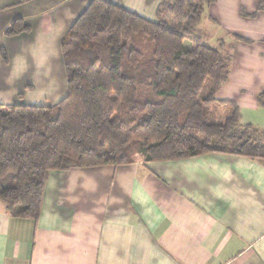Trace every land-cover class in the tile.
Returning a JSON list of instances; mask_svg holds the SVG:
<instances>
[{
    "label": "crops",
    "instance_id": "0c3cea01",
    "mask_svg": "<svg viewBox=\"0 0 264 264\" xmlns=\"http://www.w3.org/2000/svg\"><path fill=\"white\" fill-rule=\"evenodd\" d=\"M92 1L0 0V105L66 98L61 42ZM106 1L152 21L160 3ZM260 2L218 0L204 14L213 35L199 30L232 57L217 98L264 130ZM15 19L31 32L5 36ZM0 264H264V165L210 154L52 171L37 222L14 218L0 200Z\"/></svg>",
    "mask_w": 264,
    "mask_h": 264
},
{
    "label": "trees",
    "instance_id": "16d2710c",
    "mask_svg": "<svg viewBox=\"0 0 264 264\" xmlns=\"http://www.w3.org/2000/svg\"><path fill=\"white\" fill-rule=\"evenodd\" d=\"M217 1L159 0L155 21L91 2L61 42L66 98L52 107L0 105V200L11 216L38 221L52 171L210 154L264 165V130L243 125L239 106L217 98L232 57L198 28ZM30 32L15 19L5 36Z\"/></svg>",
    "mask_w": 264,
    "mask_h": 264
},
{
    "label": "rangeland",
    "instance_id": "374dc122",
    "mask_svg": "<svg viewBox=\"0 0 264 264\" xmlns=\"http://www.w3.org/2000/svg\"><path fill=\"white\" fill-rule=\"evenodd\" d=\"M206 17L207 16H205V15L203 16L202 23L199 25L198 28L200 30H202V31H204L207 34H210L212 36L213 35L212 32H211L212 31V25L209 24L208 22H206V20H205ZM152 18L154 19V21L156 20V16H153L152 15ZM184 47L186 49H191V48L194 47V44L192 42L186 41L184 43ZM228 54L230 55V53H228ZM64 89L67 90V83L66 82L64 83ZM66 95H67V91L66 92L64 91V93L62 95H60V97H59L60 99L59 100H61L62 98H64V96H66ZM56 99L57 98L55 97V99L53 98L51 100H48L47 102H49L48 104H52V105L58 104V102H54ZM29 104H31V105H45L47 103L44 100H40V101H37V102H34V103H32V101H29Z\"/></svg>",
    "mask_w": 264,
    "mask_h": 264
}]
</instances>
